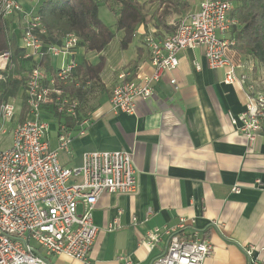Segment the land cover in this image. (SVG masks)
<instances>
[{"label": "crops", "instance_id": "obj_1", "mask_svg": "<svg viewBox=\"0 0 264 264\" xmlns=\"http://www.w3.org/2000/svg\"><path fill=\"white\" fill-rule=\"evenodd\" d=\"M201 1L191 0L189 10L169 16L167 24L198 11ZM18 2L25 12H37L41 4ZM9 20L20 43L24 14L16 13ZM148 25L137 28L131 56L121 47L122 34L101 53L79 45L73 56L78 64L85 58L97 63L104 56L106 65L101 81L81 101V114L90 116L92 124L86 134L74 136L68 152H59L60 162L72 167L80 165L90 151L132 150L139 180L136 193L103 192L99 197L93 210L99 232L89 262L124 264V257L131 264H151L167 250L169 236L162 231L160 241L151 247L146 242L148 232L172 227L184 217L193 221L186 238L208 239L213 245L203 264H264V122L252 144L238 130L247 84L226 83L225 71L210 69L201 49H188L179 52L177 68L162 76L151 98L137 99L134 113L111 107L110 92L121 82L122 71L129 70L133 76L153 73L142 34L156 26L154 20ZM159 32L168 33L163 27ZM241 57L245 66L237 69V75L247 73L264 82V61ZM61 62L62 57L51 58L52 71L47 70L53 72ZM23 64L26 70L32 61L23 59ZM171 78L177 82L172 84ZM20 97L12 98H19L18 122ZM231 117L237 118L236 124ZM43 119L49 123L50 149H58L59 120L49 106L43 109ZM85 206L84 200L79 202L78 211ZM62 257L64 264H85Z\"/></svg>", "mask_w": 264, "mask_h": 264}, {"label": "built area", "instance_id": "obj_2", "mask_svg": "<svg viewBox=\"0 0 264 264\" xmlns=\"http://www.w3.org/2000/svg\"><path fill=\"white\" fill-rule=\"evenodd\" d=\"M235 7L234 0H202L198 11L174 23L173 32L161 33L156 27L143 32L153 73L133 76L129 70L122 71L121 82L110 92L112 109L134 113L137 99L151 98L162 76L177 68L179 52L198 48L210 69L225 71L226 83L247 84L246 108L239 116L238 130L252 144L264 122V89L247 73L237 75L245 62L235 49ZM19 12L24 14L20 37L25 49L23 59L32 61L23 75L29 111L25 120L14 126L11 145L0 149V264H55L51 260L54 255L90 264L88 257L99 232L93 221L99 197L103 192L133 194L139 189L134 152L94 150L85 153L80 165H62L59 152H68L74 136L86 134L92 124L90 116L81 114V100L70 88L89 91L94 80L77 74L79 64L73 56L82 42L77 33H67L55 43L40 14L25 12L18 0H0L1 18L9 20ZM138 33L136 30L135 36ZM45 56L62 57L61 65L48 71L41 64ZM11 66V51L0 52V80ZM195 68L200 70L201 65L195 63ZM170 82L175 84L177 80L171 78ZM45 106L59 120L58 149L49 146V123L43 119ZM16 113L14 99L0 102V135L6 133V124ZM231 119L237 123V118ZM72 125L78 127L76 132ZM82 200L86 206L79 212ZM192 224V220L181 217L172 227L150 230L146 242L151 247L160 241L162 231L169 236L167 250L151 264H203L213 253V245L208 239L186 238ZM122 259L124 264H131Z\"/></svg>", "mask_w": 264, "mask_h": 264}, {"label": "trees", "instance_id": "obj_3", "mask_svg": "<svg viewBox=\"0 0 264 264\" xmlns=\"http://www.w3.org/2000/svg\"><path fill=\"white\" fill-rule=\"evenodd\" d=\"M147 1L155 3L154 15L148 14ZM234 1L236 7L232 16L238 19V24L233 29L237 41L235 49L241 56H252L264 61V0ZM101 2L116 15L115 29L101 19ZM190 7V0H43L37 13L41 15L51 41L60 43L67 33L75 32L81 37V45L87 51L101 53L110 46L117 34H122L121 47L127 49L137 28L140 25L148 28L152 20L158 30L163 27L166 31L173 32L175 26L167 24V18L172 15L181 16ZM4 50L11 51L12 66L0 80V102L21 95L19 121L23 122L29 111L23 91L25 49L13 32L10 20L0 17V52ZM41 64L52 71L51 57L45 56ZM105 65L104 56H100L97 63L85 58L77 67V74L97 83L101 81L100 75ZM70 90L77 91L81 101L89 92L72 88Z\"/></svg>", "mask_w": 264, "mask_h": 264}, {"label": "rangeland", "instance_id": "obj_4", "mask_svg": "<svg viewBox=\"0 0 264 264\" xmlns=\"http://www.w3.org/2000/svg\"><path fill=\"white\" fill-rule=\"evenodd\" d=\"M142 1H144V0H142ZM146 8H147V12L150 16L155 14V10H156L155 3L148 2ZM100 17L105 24L113 26V28H115L116 15L111 10H109V8L103 2H101V4H100ZM136 41H137V39L134 37L130 46L125 50V54L127 56H131L132 53H135ZM254 80L258 83V86L261 89H264V82L263 81H261V80L258 81L257 79H254ZM95 84L96 83H94V85ZM94 85L92 88H94ZM15 101L18 105L19 104V98L17 100L15 99ZM17 122H18V119L16 116L14 118V120H12V122L6 124V133L0 135V149L7 148L11 145L12 130H13V128ZM63 256H65V255H63ZM51 260L55 264H64L62 255H59V256L54 255L53 257H51Z\"/></svg>", "mask_w": 264, "mask_h": 264}]
</instances>
